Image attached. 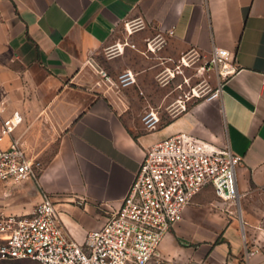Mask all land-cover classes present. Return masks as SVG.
Segmentation results:
<instances>
[{
	"label": "crops",
	"instance_id": "0c3cea01",
	"mask_svg": "<svg viewBox=\"0 0 264 264\" xmlns=\"http://www.w3.org/2000/svg\"><path fill=\"white\" fill-rule=\"evenodd\" d=\"M0 17L10 55L0 61V119L19 110L14 136L29 154L49 153L35 180L0 184V208L28 213L47 193L68 239L81 243L106 221L102 203L119 206L145 149L187 132L226 142L242 157L236 186L243 221L237 204L206 187L160 252L170 264L188 257L264 264L261 249L247 257L257 231L242 226L248 198L264 193V0H0ZM150 35L174 42L177 53L207 58L213 47L226 49L237 66L217 83V96L197 99L151 130L108 91L125 54L104 53L122 40L126 51L136 48ZM129 96L125 104L139 98Z\"/></svg>",
	"mask_w": 264,
	"mask_h": 264
},
{
	"label": "built area",
	"instance_id": "2783aa9c",
	"mask_svg": "<svg viewBox=\"0 0 264 264\" xmlns=\"http://www.w3.org/2000/svg\"><path fill=\"white\" fill-rule=\"evenodd\" d=\"M115 47L119 52L123 49L122 44ZM204 66L215 67L221 80L237 71L229 51L220 47H213ZM135 82L131 70L118 76L123 87ZM218 92L216 89L207 97L217 96ZM180 106L179 112L188 108ZM22 118L19 110H13L0 119V184L5 186L35 180L42 168L41 162L14 136ZM144 122L147 129H155L159 117L150 111ZM241 161L242 157L226 142L212 143L187 132L164 137L145 149L119 206L101 204L106 221L99 229L89 231L81 243L68 239L56 202L47 193H42L28 213H10L0 208V263L30 260L39 264H170L160 252V245L181 221L195 195L211 187L221 201L239 202L236 170ZM259 250L251 248L246 255Z\"/></svg>",
	"mask_w": 264,
	"mask_h": 264
},
{
	"label": "rangeland",
	"instance_id": "374dc122",
	"mask_svg": "<svg viewBox=\"0 0 264 264\" xmlns=\"http://www.w3.org/2000/svg\"><path fill=\"white\" fill-rule=\"evenodd\" d=\"M2 18L0 17V39L2 38ZM132 26L130 29H134ZM125 41H121L122 44ZM129 49V48H128ZM178 46L171 41L154 37L150 35L142 45L126 51L124 48L119 52L114 45H111L104 53L116 56H126V62H122L116 68L117 73L111 79L110 89L117 102L128 112L137 118L145 126L144 116L154 111L159 117V123L163 124L167 119L179 112L181 104L188 107L192 102L201 97L208 96L220 81L219 73L213 66H204L207 59L194 52L177 53ZM1 62L9 58V53L4 49L0 41ZM183 59V60H182ZM148 66L152 69H148ZM125 70H131L136 77V82L130 86L123 87L118 83V76ZM138 77V79H137ZM142 90V91H140ZM147 94L148 99L142 94ZM137 93L138 99L132 98L125 104V95ZM130 97V96H129ZM199 97V98H198ZM123 100L122 103L119 99ZM180 101V102H179ZM163 103V105H158ZM50 150V149H49ZM48 150V151H49ZM49 153H37L34 155L42 164H44ZM246 202V227L254 229L257 232L253 234L254 240H250L253 247L264 250V193L251 195ZM238 219L243 221L239 203H237ZM210 264L207 259L194 261L190 257L177 264ZM0 264H39L30 260H8Z\"/></svg>",
	"mask_w": 264,
	"mask_h": 264
}]
</instances>
